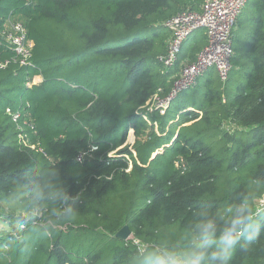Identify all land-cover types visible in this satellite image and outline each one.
<instances>
[{"label":"trees","instance_id":"1","mask_svg":"<svg viewBox=\"0 0 264 264\" xmlns=\"http://www.w3.org/2000/svg\"><path fill=\"white\" fill-rule=\"evenodd\" d=\"M203 1L0 0V22H22L33 42L31 65L19 66L0 37V218L15 219L20 181L49 166L81 193L76 216L49 236L29 225L5 250L11 234L0 229V264H128L147 245H186L201 213L220 223L242 198L254 209L264 193L263 4L253 31L236 20L226 81L211 69L163 113L145 110L207 43L195 31L166 68L163 23ZM123 225L126 240L115 237ZM230 264H264V228Z\"/></svg>","mask_w":264,"mask_h":264},{"label":"clouds","instance_id":"2","mask_svg":"<svg viewBox=\"0 0 264 264\" xmlns=\"http://www.w3.org/2000/svg\"><path fill=\"white\" fill-rule=\"evenodd\" d=\"M22 189L20 211L11 222L0 223V229L11 238L3 245L12 248L29 225H36L40 234L49 236L65 221L77 214L80 194H73L65 184L56 166L46 167L39 175H26L20 181ZM0 204V208H3ZM216 218L201 213L191 226L188 243L184 246L168 241L145 246L128 264H230L242 240L255 242L264 228V209L254 210L247 198L235 208L226 209Z\"/></svg>","mask_w":264,"mask_h":264},{"label":"built area","instance_id":"3","mask_svg":"<svg viewBox=\"0 0 264 264\" xmlns=\"http://www.w3.org/2000/svg\"><path fill=\"white\" fill-rule=\"evenodd\" d=\"M247 0H204L199 11L182 10L169 17L163 25L169 31L166 51L157 56V60L164 67H173L187 38L199 29H203L207 36L206 45L197 54L195 60L181 65L172 87L167 95L161 97L154 93L146 103V112L158 110L163 113L172 100L180 93L193 88L199 78L209 70H215L221 81H226L231 70V59L234 55L232 46V31L236 20ZM0 37L5 40L14 51V62L19 66L31 65L33 42L27 36V30L20 21H13L9 15L0 22ZM8 60H0V67H5ZM33 78V82L35 78ZM18 115H13L16 119ZM147 119L146 113L142 114ZM132 131V130H130ZM96 149L92 146L77 155V161L90 151ZM115 151L108 152L113 156ZM264 209V193L255 199L254 210Z\"/></svg>","mask_w":264,"mask_h":264},{"label":"crops","instance_id":"4","mask_svg":"<svg viewBox=\"0 0 264 264\" xmlns=\"http://www.w3.org/2000/svg\"><path fill=\"white\" fill-rule=\"evenodd\" d=\"M262 4L264 5V0H247L245 7L243 8L242 12L238 16V21L240 24H242V26L238 25V27H243L245 31H249V32L253 31V29L255 28L254 23L256 21V18L260 14L259 7H262ZM199 30H203V29H199ZM233 39L237 40L235 35ZM187 91H190V90H187ZM178 95H183V92ZM187 109L191 110L192 108L188 107Z\"/></svg>","mask_w":264,"mask_h":264},{"label":"rangeland","instance_id":"5","mask_svg":"<svg viewBox=\"0 0 264 264\" xmlns=\"http://www.w3.org/2000/svg\"><path fill=\"white\" fill-rule=\"evenodd\" d=\"M203 30H201L200 32H202ZM233 43H234V39H233ZM233 46V45H232ZM39 80V78L38 77H36L35 78V81H38ZM241 81V80H240ZM181 96L182 95H178V96H176L173 100H172V102H171V105H175V104H177L180 100H181ZM133 140H134V134H133V132L132 131H128V134H127V144H129V143H132L133 142ZM4 221H3V219L2 218H0V223H3ZM129 238H131V237H129Z\"/></svg>","mask_w":264,"mask_h":264},{"label":"water","instance_id":"6","mask_svg":"<svg viewBox=\"0 0 264 264\" xmlns=\"http://www.w3.org/2000/svg\"><path fill=\"white\" fill-rule=\"evenodd\" d=\"M155 154L152 155L154 157ZM131 236V231L127 225H123L116 233L115 237L126 240Z\"/></svg>","mask_w":264,"mask_h":264}]
</instances>
